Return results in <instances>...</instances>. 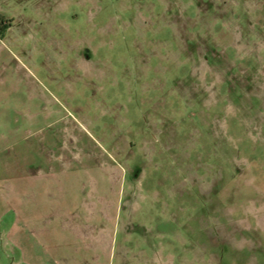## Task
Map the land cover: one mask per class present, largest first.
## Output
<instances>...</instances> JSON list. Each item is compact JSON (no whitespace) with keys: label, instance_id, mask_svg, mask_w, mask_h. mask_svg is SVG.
Here are the masks:
<instances>
[{"label":"rangeland","instance_id":"374dc122","mask_svg":"<svg viewBox=\"0 0 264 264\" xmlns=\"http://www.w3.org/2000/svg\"><path fill=\"white\" fill-rule=\"evenodd\" d=\"M0 17V264H264V0Z\"/></svg>","mask_w":264,"mask_h":264},{"label":"crops","instance_id":"0c3cea01","mask_svg":"<svg viewBox=\"0 0 264 264\" xmlns=\"http://www.w3.org/2000/svg\"><path fill=\"white\" fill-rule=\"evenodd\" d=\"M6 21H9V24L5 27V29L3 30L2 28H1V26H0V33H2L3 32V34L5 35V34H7V33H9L10 31H11V29L13 28V24H14V22H15V20L14 19H5ZM35 258H37V257H35ZM35 264H44V263H42V262H39V261H35Z\"/></svg>","mask_w":264,"mask_h":264},{"label":"flooded vegetation","instance_id":"af4514ba","mask_svg":"<svg viewBox=\"0 0 264 264\" xmlns=\"http://www.w3.org/2000/svg\"><path fill=\"white\" fill-rule=\"evenodd\" d=\"M9 24V21H6L5 19L0 17V26H3V30L5 29V27Z\"/></svg>","mask_w":264,"mask_h":264}]
</instances>
